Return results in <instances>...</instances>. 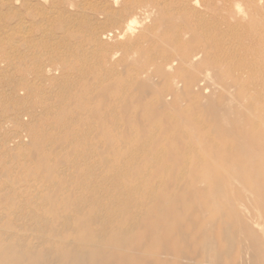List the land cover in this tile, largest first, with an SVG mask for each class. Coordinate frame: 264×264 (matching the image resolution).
I'll use <instances>...</instances> for the list:
<instances>
[{
	"label": "bare ground",
	"instance_id": "bare-ground-1",
	"mask_svg": "<svg viewBox=\"0 0 264 264\" xmlns=\"http://www.w3.org/2000/svg\"><path fill=\"white\" fill-rule=\"evenodd\" d=\"M111 1L84 8L92 14L85 38L62 34L77 43L68 53L83 60L79 67L63 62L66 50L42 43L41 84L30 87L48 91L31 106H42L36 121L54 120V131L76 142L82 138L73 122L92 118L87 133L101 136L102 152L153 156L151 166L168 183L135 169L140 184L126 193L134 212L90 187L94 163L54 177L43 166L52 192L36 197L48 201L52 216L30 224L22 189H0V264H264V9ZM110 37L115 43L106 47ZM60 59L62 68L54 63ZM92 65L91 82L76 88L74 76ZM97 156L102 180L130 182L120 175L133 160L120 165Z\"/></svg>",
	"mask_w": 264,
	"mask_h": 264
},
{
	"label": "rangeland",
	"instance_id": "rangeland-1",
	"mask_svg": "<svg viewBox=\"0 0 264 264\" xmlns=\"http://www.w3.org/2000/svg\"><path fill=\"white\" fill-rule=\"evenodd\" d=\"M60 1L66 2L67 0H0V90L4 95L0 101V189L8 188L10 191L17 188L22 189V196L28 198L26 209L28 213L27 219L30 224H33L38 215L42 214L49 217L53 214L51 207L47 204L48 201L42 203L36 197L37 195H45L52 192L51 187L47 185L48 175L50 174L49 176L54 177L61 173L75 174L77 164L78 168H81L84 163H94L91 167L94 177L89 185L90 187H95L101 200L103 199L105 202H111L112 200L122 201V204L128 205L134 212L138 211V208L134 207L135 198L127 197L126 193L129 191L130 186L140 184L136 178L138 174L135 175L133 173L135 169L144 166L146 169L141 170L139 175L157 183L161 182V180H163L164 184L168 183L167 178H165L166 174L156 171L151 166L152 158L154 159L153 156L141 157L135 152H121L112 156L108 150L102 152L101 136L95 131L87 133L86 126L94 127L95 125L92 118H84L77 123L73 122V134L82 138H78L81 140L80 142L57 134L54 130H58L59 124L54 120H37V124H40L42 128L36 126V118L42 112V106L35 104L33 107L31 103L39 95L45 96L44 93L48 91V89L44 88L45 90L43 91L35 92L30 87L31 83L35 85L41 84V80L37 76V68L42 65L43 61L42 43L54 44V46L59 47V50H66V54L63 55L65 59L63 62L68 67H79L81 65L80 61L83 60L79 59V61L73 55H69L70 43L77 50L78 45L72 39L78 40L82 36V38L87 36L86 27L92 21V14L91 10L84 8H94L95 3L98 2V0H73L75 4L81 3L82 6H72ZM137 1L141 8L165 9L181 8L184 1H189L192 7L201 8L200 4L204 2V0ZM206 1L208 2L207 8L264 9V0ZM108 2L112 1L108 0ZM24 26L26 29L22 28ZM65 31L71 34L70 37L72 39H61ZM104 43L106 47H110L115 43V39L111 37L104 39ZM63 62L60 59L54 63L62 68ZM92 66L93 70L86 69L79 76H74L75 73L73 74L75 81H78L75 85L76 88L80 87L82 80L87 79L91 82L98 68L97 65ZM45 104L50 111L56 110L54 105ZM78 111L74 109L73 114ZM34 132L39 133L37 141L39 150H35L32 147ZM97 154L120 165H123L129 159L133 160L131 167L123 169L124 172L120 175H126V177L131 178L130 182L114 180L111 176L106 181L102 180L100 175L102 173L97 163ZM59 157L62 160L67 158L68 161L64 160L61 164L58 162ZM200 163H203V161H200ZM43 166L49 167V174L46 176L42 174L44 172ZM38 172L42 175L36 176L35 174ZM86 184V182L82 184L83 188ZM139 188L145 191L151 189L147 184H143ZM184 192L190 193L188 190H184ZM246 193L251 196L254 195L249 190ZM57 201L58 204L60 202V205L66 202L61 195L57 196ZM176 213H179V211L171 212L170 215H175ZM66 214L72 216L75 215V211L67 210ZM56 224H61L60 219ZM108 226L110 224L106 223L103 227Z\"/></svg>",
	"mask_w": 264,
	"mask_h": 264
}]
</instances>
